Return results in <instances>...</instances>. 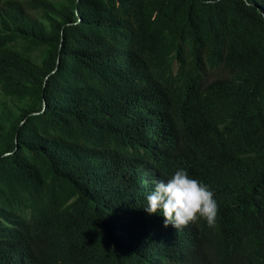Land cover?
<instances>
[{
    "label": "trees",
    "instance_id": "16d2710c",
    "mask_svg": "<svg viewBox=\"0 0 264 264\" xmlns=\"http://www.w3.org/2000/svg\"><path fill=\"white\" fill-rule=\"evenodd\" d=\"M0 264H264V0H0Z\"/></svg>",
    "mask_w": 264,
    "mask_h": 264
},
{
    "label": "clouds",
    "instance_id": "9594fccd",
    "mask_svg": "<svg viewBox=\"0 0 264 264\" xmlns=\"http://www.w3.org/2000/svg\"><path fill=\"white\" fill-rule=\"evenodd\" d=\"M152 183L154 189L147 195L144 210L149 215L162 211L164 227L182 229L198 218L209 227L215 226L218 205L214 194L199 180L190 178L186 170L178 169L167 181Z\"/></svg>",
    "mask_w": 264,
    "mask_h": 264
}]
</instances>
